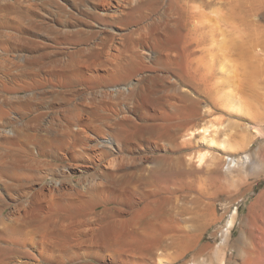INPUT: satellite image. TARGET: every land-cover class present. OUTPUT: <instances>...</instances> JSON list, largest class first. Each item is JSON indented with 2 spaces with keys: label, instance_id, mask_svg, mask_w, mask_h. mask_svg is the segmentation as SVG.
Returning a JSON list of instances; mask_svg holds the SVG:
<instances>
[{
  "label": "bare ground",
  "instance_id": "1",
  "mask_svg": "<svg viewBox=\"0 0 264 264\" xmlns=\"http://www.w3.org/2000/svg\"><path fill=\"white\" fill-rule=\"evenodd\" d=\"M256 10L253 0H0V55H20L0 59V264L208 263L191 225L207 192L214 201L236 172L264 173V129L249 122L264 98ZM10 25L29 38L3 33ZM81 89L91 97L79 111L69 103ZM73 170L99 177L87 193L44 185ZM261 245L239 252L242 264H264ZM229 260L218 252L211 264Z\"/></svg>",
  "mask_w": 264,
  "mask_h": 264
},
{
  "label": "rangeland",
  "instance_id": "2",
  "mask_svg": "<svg viewBox=\"0 0 264 264\" xmlns=\"http://www.w3.org/2000/svg\"><path fill=\"white\" fill-rule=\"evenodd\" d=\"M253 4L256 9L262 8L261 12L256 10L257 17H256V21L254 23V28H253L254 39L257 42L260 41L259 48L262 49L264 48V46H262L264 45V0H253ZM36 20L38 21L37 17L35 16L32 19V21H36ZM15 27L17 26L13 27V25H10L8 27V30L7 28L6 30L3 29L2 32L3 33L7 32L10 34H13L15 32L14 33L15 36H21V37L25 36L24 38H29L28 36L29 34L27 32L16 31V29L14 30ZM13 55H14L13 52L12 54L11 52L8 54H3V55L1 54L0 56L2 57H0V59L5 58V57L9 59L17 58L18 56L20 57V55L16 53H15V56ZM257 63L258 62L256 61L255 73H257L258 70L260 69V67L257 66ZM81 90H80V93H78V95L69 103V105H71L72 108H75L79 111L83 109L86 101L88 100V98L91 97L90 95L91 92L84 90V89H81ZM259 92H262V91H252L251 94L253 95ZM82 101H85V103ZM260 102L261 104L259 105H257V103L254 102V105H252L251 107L252 112H253L252 115L253 117H255L253 118L254 120L252 119L249 120V122H251L250 124L253 125V127L250 125L251 131L253 132V134H255L254 127L256 128V130L264 129V122L262 125H259L257 123L260 119L264 118V98L260 100ZM77 104H79L80 107H78ZM45 110H48V109L45 108L44 111ZM50 111L51 110H48L47 112L49 113L53 112V111L51 112ZM33 114L34 113L27 115L24 118H20L19 121L29 122V120L35 116V114L34 115ZM208 117H206V119L204 120L205 122L203 121V124L204 123L208 124V121L211 120L209 121V124H210L213 121V119L215 120L216 118L221 119V120L225 119V117L223 115L221 116L220 114L216 115L215 116L216 118L214 116H208ZM238 120H239L238 122H241V123L242 121L248 122L242 119L241 121L240 119ZM4 123L8 124V121H4ZM239 133L241 134L240 136H243L242 134L244 132L241 129L239 130ZM207 135H208L207 136L208 138H211L210 136L211 133ZM217 136L218 135H215V137ZM252 141L253 142L251 144V147L248 149L249 151L256 150L260 145V141L257 139V137H253ZM214 148L215 146L208 147V150L210 151V153L212 152L215 153ZM187 153L189 152L185 151L183 154L185 155ZM60 174L61 173H59V175L55 174V175L50 176L46 181H44V185H51L52 182H62V183H65L67 187L72 186L73 189L82 190L84 191V193H87L86 192L87 190L86 189L83 190V187L88 186L90 181L98 179L99 177V175H96L99 173H95L92 171H90L89 173H85V172L82 173V171L77 172L73 170L72 172H66V174H61V175ZM234 177H236L235 179L239 177L235 182L236 185L234 184L235 187L232 186L233 188L232 187L229 188L226 185L224 188L226 191L223 190L222 191L223 193L220 192L221 195H218V197L214 201L212 200L209 201L210 198L211 199L213 198L212 192L211 191L207 192L208 194H206V197L209 198L207 200V205L205 206L204 210L199 214V216L195 219L196 221L194 220V223L193 222L191 223L195 232L198 235H200V237H203L202 239L200 238L201 245H199V248L203 251L204 257L206 258L208 262L206 264H211L212 262L217 263L216 256L218 252L225 254L228 257V259L230 258L229 260L230 262L228 261V264H242L243 260L240 257L239 252L241 253V252L246 251L247 249L250 248L251 245H256L260 240L262 241V244H263L261 246L262 248H264V197H263L264 173L248 175L247 173L243 174V172L239 171L238 173L237 172L235 173ZM240 179H243V180L240 181ZM36 188H39V186H36ZM110 202L111 203L109 204L105 203V204L99 205L97 208H95L93 213H103L110 208H114L118 206L116 203L114 204L113 201H110ZM235 211L237 212V217L235 219L234 226L230 230L229 238L226 240V244H224L225 245L224 246L222 244V239H223L222 232L226 229L228 220L230 219V216ZM60 216H61V219H60ZM60 216H59V220L61 221L63 220L62 222L68 221L67 217H65L64 215H60ZM76 220H80V218H76ZM81 221H87L88 223H92V222L96 223L95 220L89 218V216H87V218H81ZM105 222L107 223L108 221H103V224H101L102 225L101 227H103ZM82 240H86V238L85 239L83 238ZM220 245L222 246V248ZM90 261L94 264H102L96 259H92Z\"/></svg>",
  "mask_w": 264,
  "mask_h": 264
}]
</instances>
